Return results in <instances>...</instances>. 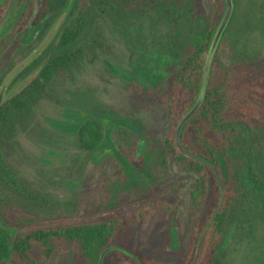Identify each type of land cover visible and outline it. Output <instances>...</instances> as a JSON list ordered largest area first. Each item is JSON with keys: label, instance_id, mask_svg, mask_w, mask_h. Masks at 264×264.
<instances>
[{"label": "rangeland", "instance_id": "374dc122", "mask_svg": "<svg viewBox=\"0 0 264 264\" xmlns=\"http://www.w3.org/2000/svg\"><path fill=\"white\" fill-rule=\"evenodd\" d=\"M26 2L0 0V42L13 30ZM64 7L59 17L64 19L68 13V18L61 25L70 24L79 12L85 13L88 29L82 41L90 44L95 38L97 44L86 48L71 72L52 81L46 94L16 118L9 138L2 141L8 166L25 184L52 200L47 214L37 211L24 217L35 228L92 224L132 212L163 195L171 203V212L167 219L155 215L145 225L138 246L162 264H179L187 249L194 209L191 192L199 175L163 149L172 119L155 97L168 91L188 45V31L197 33L206 25L209 0H155L152 4L68 0ZM244 8L245 0H239L240 18L222 39L227 53L242 51L237 28L243 23ZM223 12L224 2L216 26ZM35 13L9 44L0 47V90L4 87L0 103L29 80L16 78L18 72L34 59L33 67L44 61L53 48L49 36L59 17L54 21L52 12L41 20V26L45 19L49 22L39 37L41 27L32 24ZM171 38L179 58L168 53ZM233 43H237L235 48ZM260 50L264 56V47ZM88 120L107 131L97 152L81 149L76 140L77 128ZM223 127L233 130L230 137L240 151L249 143L258 144L264 165V123L234 120ZM240 131L244 133L240 135ZM122 164L126 177L145 183L146 189L139 190V196L137 192L125 195L128 203L108 208V174ZM239 173L236 162H231L230 170L224 171L225 183L237 180L236 174L239 179L241 170ZM237 188L213 264H264L261 202L240 191L239 184ZM206 190L209 196L210 184ZM47 248L51 249L48 255ZM34 255L44 258L42 264H86L77 245L64 241L40 244Z\"/></svg>", "mask_w": 264, "mask_h": 264}, {"label": "trees", "instance_id": "16d2710c", "mask_svg": "<svg viewBox=\"0 0 264 264\" xmlns=\"http://www.w3.org/2000/svg\"><path fill=\"white\" fill-rule=\"evenodd\" d=\"M67 1L27 0L13 30L0 42V47L9 44L21 32L35 10L32 24L41 27L39 37H42L49 21L45 19L41 26V20L55 12L52 17L55 21L63 12ZM117 1L126 4H152L155 0ZM209 3L206 25L197 33L188 31V45L181 53L180 65L171 79L169 89L155 97L161 109L172 119L163 149L172 155L174 161L186 164L199 175L191 192L194 209L191 213L192 226L187 249L179 264H213L215 249L238 191L237 184L240 191L261 202L264 213V165L260 147L258 144L249 143L244 151H240L230 137L233 130L223 127L225 123L234 120L264 123V56H260V48L264 47V0H245V8L241 13L243 23L237 28L242 51L237 54L234 50L227 53L222 42L232 23L240 18L239 0H233L232 15L213 56L205 97L181 131L183 147L212 162L218 168L223 181V204L203 235L197 254L195 253L197 240L217 206L218 187L214 174L207 165L186 157L178 150L174 141V128L197 95L205 54L223 5L222 0H209ZM67 18L68 13L64 15V19ZM87 29L88 18L82 12L70 24L60 25L50 42L49 47L53 48L47 58L35 67L36 59L23 67L16 78L29 80L14 95L0 103V264H42L44 258L34 255L37 246H45L54 241L75 243L86 264H98L100 254L111 246L119 249L106 252L101 264H162L138 245L145 225L155 215L167 219L171 212V203L166 197L161 195L162 197L147 201L132 212L121 216L110 215L97 223L68 226L55 224L35 228L31 226V219L24 216L35 215L37 211L47 214L51 211L49 208L52 200L25 184L4 158L2 141L9 138L16 118L46 94L48 86L56 77L71 72L80 63L90 44H97L95 38L90 44L82 41ZM235 46L237 43H233L234 48ZM174 49L175 44L171 38L168 53L179 58ZM129 90L142 96L135 88ZM243 133L240 131V135ZM105 138L106 129L94 120L82 123L76 130L78 146L85 151L97 152L102 148ZM231 162H236L238 174L241 170L240 181L236 174L237 180L226 184L224 171L230 170ZM133 164L138 170H142L137 162L133 161ZM122 166H115L108 174L109 197L105 201L108 208L128 203V199H123L125 195L137 192L139 196V190L146 189L145 183L129 180L125 170L122 171L125 164ZM117 169L118 175L115 174ZM209 184L211 191L208 196L206 189ZM50 252V248L45 250L46 255Z\"/></svg>", "mask_w": 264, "mask_h": 264}, {"label": "water", "instance_id": "95a60500", "mask_svg": "<svg viewBox=\"0 0 264 264\" xmlns=\"http://www.w3.org/2000/svg\"><path fill=\"white\" fill-rule=\"evenodd\" d=\"M223 2H224V12H223V15H222L218 25L216 26V28L213 32L212 38L210 40L208 49H207L206 54H205L203 68H202V74H201V79H200L197 95H196L195 100H194L193 104L191 105V107L180 117V119L178 120V122L175 126V129H174V141H175V144H176L178 150L183 155H185L186 157L200 161L201 163L207 165L212 170V172L214 173L215 178H216V182H217V186H218V192H219L218 203H217L216 208L214 209L213 213L211 214L210 218L208 219L204 229L202 230V232H201V234L197 240L196 251H195L196 254L198 252L199 244H200V241H201L203 235L205 234L206 230L208 229V227L210 226V224L212 223L213 219L215 218V216L217 215V213L219 212V210L222 206L223 199H224V192H223L222 178H221V175L219 173L218 168L212 162L208 161L204 157H202L198 154L188 152L182 145L181 131H182L184 124L195 114V112L198 110V108L200 107V105L203 102V99H204L205 93H206L207 84H208V77H209V73H210V68H211L213 56L215 54L216 48L220 42V39L224 33V30H225V28H226V26L230 20L232 12H233V7H234L233 0H223ZM62 21H63V17H60L53 24L49 38H52L55 35V33L59 29V26L61 25ZM3 88L0 90V99H1V94L3 92ZM106 135H107V131H106ZM112 249H119V248L116 246H111V247H108L107 249H105L99 256L98 264H101V261H102L104 254L106 252H108L109 250H112ZM196 254H195V258H196Z\"/></svg>", "mask_w": 264, "mask_h": 264}, {"label": "flooded vegetation", "instance_id": "af4514ba", "mask_svg": "<svg viewBox=\"0 0 264 264\" xmlns=\"http://www.w3.org/2000/svg\"><path fill=\"white\" fill-rule=\"evenodd\" d=\"M60 18V17H59ZM55 23V22H54Z\"/></svg>", "mask_w": 264, "mask_h": 264}]
</instances>
